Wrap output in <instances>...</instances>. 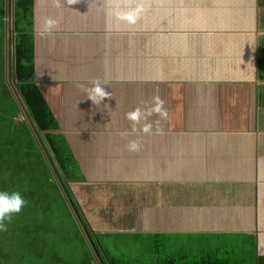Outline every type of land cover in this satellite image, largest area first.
I'll return each instance as SVG.
<instances>
[{
    "label": "crops",
    "instance_id": "0c3cea01",
    "mask_svg": "<svg viewBox=\"0 0 264 264\" xmlns=\"http://www.w3.org/2000/svg\"><path fill=\"white\" fill-rule=\"evenodd\" d=\"M33 22L35 81L61 74L38 86L129 264H264V0H34Z\"/></svg>",
    "mask_w": 264,
    "mask_h": 264
},
{
    "label": "trees",
    "instance_id": "16d2710c",
    "mask_svg": "<svg viewBox=\"0 0 264 264\" xmlns=\"http://www.w3.org/2000/svg\"><path fill=\"white\" fill-rule=\"evenodd\" d=\"M10 4L0 0V190L20 191L27 204L0 231V264H121L88 232L89 210L76 187L89 182L35 81L34 0H13L12 44L7 39ZM13 68L17 86L9 81ZM17 115L23 119L15 120ZM94 242L106 257L97 255ZM72 245L71 251H81L79 258L67 250Z\"/></svg>",
    "mask_w": 264,
    "mask_h": 264
},
{
    "label": "rangeland",
    "instance_id": "374dc122",
    "mask_svg": "<svg viewBox=\"0 0 264 264\" xmlns=\"http://www.w3.org/2000/svg\"><path fill=\"white\" fill-rule=\"evenodd\" d=\"M141 54H139V55H141ZM50 75H51V78L50 77L47 78V76H45L43 73L39 74V77L41 80L38 82V84L43 86V85L49 83L50 82L49 80L53 79L52 77H54V79L61 77V74H59L58 72L57 73H51ZM143 75H145V74L137 71V73H133V74H128V75L124 74L123 76L120 77V79L123 80L126 77V79H138V80H140V77H142ZM146 76L149 78V80L150 79L156 80V78L158 77L157 74H146ZM44 78H46V80ZM167 78L168 77H166V79ZM22 119L23 118L21 115H17L15 118V120H17V121L22 120ZM72 169L76 173L77 177H79V178L82 177L81 174L79 173V171H75L73 167H72ZM95 171H96V173H94L92 176L90 175V177L94 178V176L97 175L98 172H97V170H95ZM87 187H89V185H86V184H82L81 186L76 187L77 191L80 190V193H81L80 196L86 201V209L89 210V212L88 213L86 212V213L89 217H91L93 219L92 223L97 224V221H98V223L101 225V227H103L104 231L107 232V235L105 236L106 239L103 240L101 238L103 245L106 248L107 253L109 255L113 256L115 259L120 260L121 264H123L122 262L124 260L128 261V257H127V254L125 252V249L123 248V246L121 244L120 238H119L118 234L115 233L113 228L111 226H109L108 223L105 221V218L103 217L104 214L102 213L101 207L95 203V200L92 197L93 195L88 196L89 188H87ZM84 191L86 193H84ZM113 211L114 212L117 211L116 207L114 208ZM118 214H120V213H118ZM98 216H99V219H98ZM118 219H120L119 224L123 225L121 218H118ZM109 228H110V230H109ZM71 229L73 230L74 228L72 227ZM66 241H68L67 244H74V243H72L73 242L72 240H66ZM72 247H73V245L67 247V250L70 249V251H71ZM130 249L132 251L131 255H134V253H136L135 251L137 250L136 243L130 245ZM71 252H76V253H74L73 256H76L77 258H79V253H81V251L79 249L78 250L77 249L72 250ZM104 257H105V255H104ZM79 261H80V259H79Z\"/></svg>",
    "mask_w": 264,
    "mask_h": 264
},
{
    "label": "clouds",
    "instance_id": "9594fccd",
    "mask_svg": "<svg viewBox=\"0 0 264 264\" xmlns=\"http://www.w3.org/2000/svg\"><path fill=\"white\" fill-rule=\"evenodd\" d=\"M54 79V77H52ZM103 82L97 80L93 81L91 86L86 89L88 98L96 103L110 96V92L105 91ZM131 118L135 119L139 113L130 114ZM137 145L132 142L129 144L130 150H135ZM27 200L18 190H0V231H5L7 228V222L10 221L14 215L19 214L25 205Z\"/></svg>",
    "mask_w": 264,
    "mask_h": 264
},
{
    "label": "flooded vegetation",
    "instance_id": "af4514ba",
    "mask_svg": "<svg viewBox=\"0 0 264 264\" xmlns=\"http://www.w3.org/2000/svg\"><path fill=\"white\" fill-rule=\"evenodd\" d=\"M63 182H64V184H65V186L66 187H68L67 186V184H66V182H65V180H64V178H63V180H62ZM69 189V188H68ZM71 189H69V192L71 193ZM72 196L74 195V192L72 191ZM89 219L91 220V221H93V219L91 218V217H87V219H86V225H87V227L89 228V233H91L90 235H91V237L93 238V237H96L97 238V240L98 241H102V239L103 240H105L106 238H105V236L107 235V232H105L104 231V229H103V227H101V225L98 223V221H97V224L96 223H94V228L91 226H88L89 224H88V222L90 223V221H89ZM98 219H99V216H98ZM84 225H85V223H84ZM85 225V226H86ZM109 225V224H108ZM102 238V239H101ZM94 244H95V246H96V248H97V250H98V252H97V250L95 249V251H96V253H97V255L98 256H100L101 258H103L104 257V255H105V257L107 256V254H106V252L104 251V249H103V247H102V245L100 244H98L97 242L95 243L94 242ZM109 255V254H108ZM110 256V255H109ZM115 259V258H114ZM116 260V259H115Z\"/></svg>",
    "mask_w": 264,
    "mask_h": 264
},
{
    "label": "water",
    "instance_id": "95a60500",
    "mask_svg": "<svg viewBox=\"0 0 264 264\" xmlns=\"http://www.w3.org/2000/svg\"><path fill=\"white\" fill-rule=\"evenodd\" d=\"M13 5H14L13 4V0H11V4H10L11 13H10V19H9V38L11 39V44L13 43L12 38L14 37ZM10 60H11V63L13 64V66H14L15 65V56L12 55V52H11ZM9 81L11 82V84L17 86L16 73H15V69L14 68H13V70L9 71ZM63 178H64V176H63ZM97 242H99V241L97 240Z\"/></svg>",
    "mask_w": 264,
    "mask_h": 264
}]
</instances>
